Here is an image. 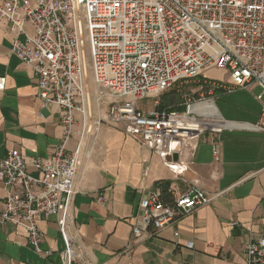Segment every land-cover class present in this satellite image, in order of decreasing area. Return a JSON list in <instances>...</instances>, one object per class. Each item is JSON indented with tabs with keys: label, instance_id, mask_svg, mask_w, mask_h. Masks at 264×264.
I'll use <instances>...</instances> for the list:
<instances>
[{
	"label": "built area",
	"instance_id": "built-area-1",
	"mask_svg": "<svg viewBox=\"0 0 264 264\" xmlns=\"http://www.w3.org/2000/svg\"><path fill=\"white\" fill-rule=\"evenodd\" d=\"M0 25L13 35L11 51L32 66L43 107L62 108L64 126V140L50 156L28 161L13 149L0 160V182L7 189L0 222L25 227L30 245L40 253L43 233L37 217L56 215L66 244L64 264L75 256L69 225L83 139L102 124L90 118L88 70L98 87L97 102L106 93L113 99L109 120L177 176L188 170L203 134H219L229 126L215 103L221 93L260 86L256 97L262 111L254 127L264 133V0H0ZM214 69L225 70L228 79L210 77ZM6 82L0 76V94ZM183 83L196 84L197 93L184 95L182 109L139 107V100ZM208 102L215 113L197 108ZM77 124L80 140L68 150ZM211 145L220 163V139L214 137ZM212 199L192 187L172 190L167 200L157 188L140 202L133 235L167 227ZM246 255V264H264V234L246 245Z\"/></svg>",
	"mask_w": 264,
	"mask_h": 264
},
{
	"label": "crops",
	"instance_id": "crops-1",
	"mask_svg": "<svg viewBox=\"0 0 264 264\" xmlns=\"http://www.w3.org/2000/svg\"><path fill=\"white\" fill-rule=\"evenodd\" d=\"M28 29L34 31L30 24ZM12 45L13 35L0 25V76L7 80L0 94V160L13 149L28 161L46 158L64 140L63 110L56 104L43 107L32 66L11 51ZM214 70L221 75L208 73L210 77L228 79L225 70ZM88 82L90 118L102 124L92 132L95 136L90 133L83 139L69 225L75 251L71 264H246V245L264 234V133L254 127L262 111L256 97L261 87L215 98L229 126L219 134H203L188 170L177 176L143 142L109 120L112 97L106 93L101 103L96 102L98 87L93 79ZM158 101L150 96L138 105L150 110ZM75 130L68 150L80 140V124ZM214 137L222 143L220 163L213 158ZM192 187L209 192L211 202L167 227H150L134 237L140 202L152 191L161 188L170 200L172 190L183 193ZM6 195L0 182V211ZM37 222L43 233L40 253L30 245L25 227L0 222V264H64L66 244L57 216L41 214Z\"/></svg>",
	"mask_w": 264,
	"mask_h": 264
},
{
	"label": "rangeland",
	"instance_id": "rangeland-1",
	"mask_svg": "<svg viewBox=\"0 0 264 264\" xmlns=\"http://www.w3.org/2000/svg\"><path fill=\"white\" fill-rule=\"evenodd\" d=\"M209 73V75L210 76H217V75H221L220 73V71H211V72H208ZM87 76H88V78L90 79V80H92V77H91V73H90V70H88L87 71ZM223 76H225V74L223 75ZM174 90H177V92H179L180 94H181V98H182V102L184 101V95L185 94H193V95H195L196 96V93H197V91H196V84H186V83H183V84H178V86H176L175 88H173ZM164 93H167V94H171V95H175V93L173 92V90L172 89H170V90H167V91H164V92H162V93H160V94H158V95H151V96H153V97H155V99H158L159 101H160V98L162 97V95L164 94ZM150 97V96H149ZM104 100V99H103ZM150 100H153L152 98L150 99ZM159 101H158V104H159ZM96 102H97V100H96ZM182 102H181V104H182ZM153 104V103H152ZM156 107L158 106V105H155ZM181 108H182V106H181ZM215 110V109H214ZM216 112V111H215ZM122 129V128H121ZM90 135H93V136H95L96 135V133H91Z\"/></svg>",
	"mask_w": 264,
	"mask_h": 264
},
{
	"label": "trees",
	"instance_id": "trees-1",
	"mask_svg": "<svg viewBox=\"0 0 264 264\" xmlns=\"http://www.w3.org/2000/svg\"><path fill=\"white\" fill-rule=\"evenodd\" d=\"M172 90L175 93V95H171L169 93L171 95L170 100H169V99L164 98V96L167 95V93H164L162 97L160 98L159 104L157 106L158 109L160 110L173 109V108L182 109L181 108V102H182L181 94L177 92V90H174V89Z\"/></svg>",
	"mask_w": 264,
	"mask_h": 264
},
{
	"label": "bare ground",
	"instance_id": "bare-ground-1",
	"mask_svg": "<svg viewBox=\"0 0 264 264\" xmlns=\"http://www.w3.org/2000/svg\"><path fill=\"white\" fill-rule=\"evenodd\" d=\"M198 106H200V107L206 106L209 110H212L213 112H214V109H215L214 108L215 105L212 102H208V103H205L203 105H198ZM209 107H211V108H209Z\"/></svg>",
	"mask_w": 264,
	"mask_h": 264
}]
</instances>
